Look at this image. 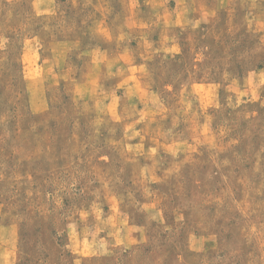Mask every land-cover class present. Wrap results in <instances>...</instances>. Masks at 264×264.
<instances>
[{
    "label": "rangeland",
    "instance_id": "obj_1",
    "mask_svg": "<svg viewBox=\"0 0 264 264\" xmlns=\"http://www.w3.org/2000/svg\"><path fill=\"white\" fill-rule=\"evenodd\" d=\"M0 264H264V0H0Z\"/></svg>",
    "mask_w": 264,
    "mask_h": 264
}]
</instances>
